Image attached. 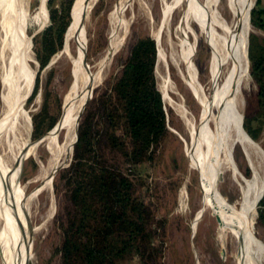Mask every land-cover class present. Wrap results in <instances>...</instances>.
<instances>
[{
	"label": "bare ground",
	"instance_id": "obj_1",
	"mask_svg": "<svg viewBox=\"0 0 264 264\" xmlns=\"http://www.w3.org/2000/svg\"><path fill=\"white\" fill-rule=\"evenodd\" d=\"M94 1L74 0L72 4L71 21L61 51L68 54L73 40L76 53L72 59V84L63 101L59 119L48 131L33 140L29 135L30 127L32 130L30 117L24 106L35 74V68L30 66L34 58L29 40H24L30 14L28 0H0V145L7 141L11 150L9 158L0 155V264H34L32 245L41 226L32 223L29 201L51 179L59 159H69L82 107L94 86L104 77L111 56L121 45L132 18V15L127 18L124 15L129 0H117L111 12L107 46L94 69H90L85 56V18ZM184 1H188L185 18L190 14L196 17L198 30L209 48L208 92L199 82L197 69L189 59L195 40L191 44L186 41L178 44V52L170 58L202 105L199 130H195V120L184 104L175 103L170 98L168 80H165L162 98L164 102L174 103L181 109L189 136L192 137L185 151L188 167L198 172L202 192L193 229L199 217L210 211L217 221L218 238L228 239L231 243L234 264H264L263 243L254 235L249 221L253 205L263 196L264 176L260 175L258 164L250 156L248 145L252 141L245 134L241 122L244 92L252 84L246 47L254 0H225L230 11L229 20L222 13L221 0H202L201 3L197 0H172L163 7L161 23L151 32L157 42L156 64L164 59L161 32L165 19L171 7ZM44 7L47 18L45 2ZM193 36L196 39L195 31ZM22 41H25L23 45ZM41 144L53 154V158L41 185L26 193L20 181V167L23 160L33 156ZM237 144L242 147L250 166L252 175L249 178L243 175L235 162L233 149ZM227 169L233 178L238 180L241 177L245 183L242 201L237 207L216 188L220 174Z\"/></svg>",
	"mask_w": 264,
	"mask_h": 264
},
{
	"label": "rangeland",
	"instance_id": "obj_2",
	"mask_svg": "<svg viewBox=\"0 0 264 264\" xmlns=\"http://www.w3.org/2000/svg\"><path fill=\"white\" fill-rule=\"evenodd\" d=\"M45 1L28 0L27 9L30 14L24 40H29L34 58L33 61H30V66L35 68V75L32 90L30 89L31 92L29 91L30 94L24 106L32 121V116L46 105L48 118L54 117L56 122L62 113L63 101L72 84V59L76 52L72 40L68 54L61 52L63 43V46L50 57L44 66H41L36 59L33 37L50 22V14L46 18L44 2L48 13L49 8L47 0ZM61 1L54 0V4L59 7ZM197 1L202 2V0ZM116 2L117 0H95L85 18V56L90 69H94L107 46L111 29V12ZM171 2L172 0H129L124 15L126 18L132 15V18H130L124 39L111 56L104 77L94 86L91 97L84 108L94 96H98L110 86L119 75L133 42L140 35L151 34L153 28L159 26L163 17V7ZM187 2L184 1L175 7H171L165 19V27L161 32V48L164 50V59L156 64L155 75L161 95L164 94L165 80H168L170 98L175 103L184 104L188 113L193 116L197 128L195 130L198 131L199 121L202 119V105L195 91L183 81L170 58L171 55H176L178 52V44L184 41L191 44L195 40V47L189 53V59L197 69L199 82L208 92L210 86L209 48L202 33L198 30L196 17L193 14L187 18L184 16ZM255 3L256 0H254L253 7H255ZM220 5L223 15L229 20L230 11L226 7V1L221 0ZM194 31L196 39L193 36ZM251 32L259 36H262L263 33L251 23L248 41ZM24 43L25 41H22V45ZM36 84L37 89L34 92ZM254 87L255 82L252 78L251 87L249 90L245 89L244 92L245 101L241 107L244 116L249 111V97L252 95ZM163 103L166 111L167 130L155 148L153 159L142 164L135 173H130L136 193L148 206L150 223L157 229L155 243L162 247L160 259L163 264H234L231 243L228 239L221 240L218 238L217 221L213 213L207 211L202 214L197 220L195 229H193V221L201 203L202 192L198 172L196 169L188 167L185 151L187 142H191L192 137L189 136L181 109L174 103L169 104L164 101ZM30 129L29 135L32 133ZM37 138L35 137V139ZM251 141L252 143L248 145V151L256 165L258 164L260 175L264 176V141L260 138L257 141ZM6 143L3 142L0 145V155L3 158L11 156L10 147ZM49 152H47L45 145L41 144L33 156H28L23 160L19 176L26 193L32 192L43 182L53 158V154ZM72 152L68 160L65 161L63 157L59 159V164L51 179L42 186L40 192L38 191L39 194L33 195L29 201L32 223L41 226L35 234L32 245L34 264H61L59 246L69 202L63 180L59 176L62 169L69 164ZM233 153L239 170L245 177H251L250 166L239 144L235 145ZM104 154L120 170L129 171L127 169L129 164L121 151L105 146ZM29 183L30 185H28ZM243 183L241 177L236 180L231 176L230 170L227 169L220 174L216 188L224 198L237 207L242 201L243 187L245 186ZM258 206L259 203L256 204L255 202L251 209L249 221L254 235L264 246V227L258 218ZM126 264H138V262L135 259H129Z\"/></svg>",
	"mask_w": 264,
	"mask_h": 264
},
{
	"label": "trees",
	"instance_id": "obj_3",
	"mask_svg": "<svg viewBox=\"0 0 264 264\" xmlns=\"http://www.w3.org/2000/svg\"><path fill=\"white\" fill-rule=\"evenodd\" d=\"M73 1L62 0L58 7L54 0H47L50 22L33 37L41 66L63 46ZM263 13L256 0L250 21L264 30ZM248 53L255 87L243 127L257 141L264 122L263 36L250 33ZM156 60L155 38L151 34L138 36L119 75L84 108L71 160L59 176L69 202L59 246L61 264H126L129 259L138 264H163L162 247L155 243L157 229L150 223L148 206L136 193L130 177L153 159L167 130L155 75ZM36 89L37 84L34 92ZM54 123L55 118H48L44 105L32 116V138L44 134ZM105 146L124 154L128 172L110 162L104 154ZM258 203V218L263 222L264 195Z\"/></svg>",
	"mask_w": 264,
	"mask_h": 264
},
{
	"label": "water",
	"instance_id": "obj_4",
	"mask_svg": "<svg viewBox=\"0 0 264 264\" xmlns=\"http://www.w3.org/2000/svg\"><path fill=\"white\" fill-rule=\"evenodd\" d=\"M48 15H49V13H48V9H47V17H48ZM252 23V22H251ZM253 25V24H252ZM43 30V29H42ZM61 51H62V49H61ZM246 52H247V57H248V61H249V63H250V65H251V60H250V57H249V53H248V37H247V47H246ZM37 59V58H36ZM35 75V74H34ZM252 78H253V76H252ZM253 80H254V78H253ZM90 97H91V95H90ZM89 97V98H90ZM89 98H87V100L85 101V103H84V105H83V107L82 108H84V106H85V104L87 103V101H88V99ZM82 111H83V109H82ZM27 113H28V111H27ZM28 115H29V113H28ZM29 117H30V115H29ZM243 117H244V115L242 116V125H243ZM30 123H31V125H32V121H31V117H30ZM33 127V126H32ZM244 128V127H243ZM244 131H245V134L251 139V140H253L249 135H248V133L246 132V130L244 129ZM41 136V135H40ZM40 136H38V137H40ZM77 141V130H76V140H75V142ZM263 195H264V193H263Z\"/></svg>",
	"mask_w": 264,
	"mask_h": 264
},
{
	"label": "crops",
	"instance_id": "obj_5",
	"mask_svg": "<svg viewBox=\"0 0 264 264\" xmlns=\"http://www.w3.org/2000/svg\"><path fill=\"white\" fill-rule=\"evenodd\" d=\"M259 6L264 8V0H259ZM262 18L264 20V13L262 14ZM258 29L260 30V32H263L262 36L264 37V30L260 29V28H258ZM259 138L264 141V122H263L262 130L260 132ZM262 223H263V227H264V221Z\"/></svg>",
	"mask_w": 264,
	"mask_h": 264
}]
</instances>
